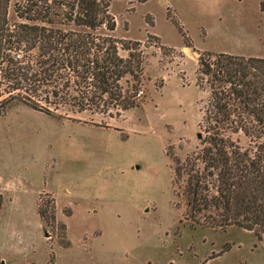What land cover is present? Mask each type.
<instances>
[{
  "label": "rangeland",
  "instance_id": "1",
  "mask_svg": "<svg viewBox=\"0 0 264 264\" xmlns=\"http://www.w3.org/2000/svg\"><path fill=\"white\" fill-rule=\"evenodd\" d=\"M109 13L115 31L97 35L119 42L123 59L121 43L141 44L139 82L120 83L138 107L83 101L73 81L31 97L52 115L21 103L23 91L0 100H10L0 117V264H264L251 232L187 220L184 180L174 181L176 162L209 136L200 55L264 59V0H115ZM53 90L63 100L46 103Z\"/></svg>",
  "mask_w": 264,
  "mask_h": 264
},
{
  "label": "trees",
  "instance_id": "2",
  "mask_svg": "<svg viewBox=\"0 0 264 264\" xmlns=\"http://www.w3.org/2000/svg\"><path fill=\"white\" fill-rule=\"evenodd\" d=\"M113 1L21 0L14 8L18 22L13 23L11 0H0V100L23 91L21 103L52 115L31 97L42 84L59 87L73 81L83 101H105L123 111L138 107L136 96L120 83L126 77L139 82L141 44L121 43L129 52L123 59L119 42L97 35L116 29L109 13ZM185 47L192 49V44L186 41ZM196 85L209 89L204 119L209 136L196 157L176 162L174 181L184 180L186 218L207 228L236 227L264 244V59L202 54ZM49 99L58 103L63 95L53 90L45 102ZM9 103L0 102V117ZM239 136L249 141L247 148L234 139ZM45 213L40 215L47 224Z\"/></svg>",
  "mask_w": 264,
  "mask_h": 264
},
{
  "label": "water",
  "instance_id": "3",
  "mask_svg": "<svg viewBox=\"0 0 264 264\" xmlns=\"http://www.w3.org/2000/svg\"><path fill=\"white\" fill-rule=\"evenodd\" d=\"M198 138L201 139V136L199 135ZM137 169H139V167H137Z\"/></svg>",
  "mask_w": 264,
  "mask_h": 264
}]
</instances>
